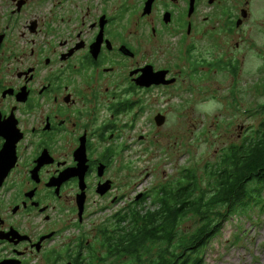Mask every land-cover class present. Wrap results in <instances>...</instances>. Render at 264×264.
Here are the masks:
<instances>
[{
    "label": "flooded vegetation",
    "instance_id": "obj_1",
    "mask_svg": "<svg viewBox=\"0 0 264 264\" xmlns=\"http://www.w3.org/2000/svg\"><path fill=\"white\" fill-rule=\"evenodd\" d=\"M258 1L0 0V264H104L88 211L145 207L171 100L236 80Z\"/></svg>",
    "mask_w": 264,
    "mask_h": 264
},
{
    "label": "trees",
    "instance_id": "obj_2",
    "mask_svg": "<svg viewBox=\"0 0 264 264\" xmlns=\"http://www.w3.org/2000/svg\"><path fill=\"white\" fill-rule=\"evenodd\" d=\"M231 101L239 108L237 95ZM262 120L238 143L220 149L201 175L179 173L155 188L147 206L118 210L97 228L110 264H205V251L224 222L264 188V103ZM144 201V200H143ZM193 226L183 231L184 221Z\"/></svg>",
    "mask_w": 264,
    "mask_h": 264
},
{
    "label": "rangeland",
    "instance_id": "obj_3",
    "mask_svg": "<svg viewBox=\"0 0 264 264\" xmlns=\"http://www.w3.org/2000/svg\"><path fill=\"white\" fill-rule=\"evenodd\" d=\"M254 15L253 43L245 58L237 60L239 70L236 80L226 70L217 76V99L174 98L170 127L174 139L170 142L171 157L168 162L153 164L142 162L141 170L151 171L153 179L144 180L135 189L138 194L154 184H164L179 173L186 171L202 174L207 164L214 163L221 148L236 144L262 120L260 105L264 103V0L257 4ZM237 84V86H236ZM241 90H237L240 88ZM231 90L239 91L236 96L239 108L230 107ZM252 92H249V91ZM189 128V143L181 145L185 128ZM217 152V154H216ZM144 205H148L145 198ZM245 206L237 207L224 222L221 231L208 244L205 264H264V188L249 194ZM118 208L107 211L90 210L85 229L102 228ZM193 221L182 224L183 231L193 226ZM104 264H110L106 260Z\"/></svg>",
    "mask_w": 264,
    "mask_h": 264
},
{
    "label": "water",
    "instance_id": "obj_4",
    "mask_svg": "<svg viewBox=\"0 0 264 264\" xmlns=\"http://www.w3.org/2000/svg\"><path fill=\"white\" fill-rule=\"evenodd\" d=\"M160 124V123H159ZM7 149H12V144L11 143H7L5 144L4 148H3V152L0 155V157L7 151ZM13 160L11 161V165L13 164ZM83 200H84V196L83 194L78 196V207H79V216H81L82 214V205H83Z\"/></svg>",
    "mask_w": 264,
    "mask_h": 264
},
{
    "label": "built area",
    "instance_id": "obj_5",
    "mask_svg": "<svg viewBox=\"0 0 264 264\" xmlns=\"http://www.w3.org/2000/svg\"><path fill=\"white\" fill-rule=\"evenodd\" d=\"M140 193V192H139Z\"/></svg>",
    "mask_w": 264,
    "mask_h": 264
}]
</instances>
